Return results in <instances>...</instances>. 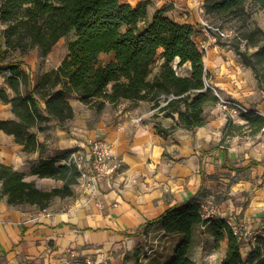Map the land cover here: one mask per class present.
<instances>
[{
    "label": "crops",
    "instance_id": "obj_1",
    "mask_svg": "<svg viewBox=\"0 0 264 264\" xmlns=\"http://www.w3.org/2000/svg\"><path fill=\"white\" fill-rule=\"evenodd\" d=\"M121 1L135 5L145 0ZM148 1L149 17L162 9L168 18L191 25L193 41L200 48L203 0ZM206 55L208 83L222 96L264 116V91L257 88L253 74L234 51L225 45L210 48ZM162 62L157 59L150 78ZM189 70V64H184L177 73L187 76ZM68 100L73 118L63 124L53 120L46 131L37 133L38 141L46 145L42 154L22 152L12 136L0 131V163L22 173L24 181L49 191L60 188L62 182L32 175L38 160L71 149L88 155L90 143L101 138L111 145L121 166L90 189L77 182L71 186L72 195L54 197L46 208L9 205L6 197H0V264H76L85 259L102 264H163L168 253L162 251L165 242L172 244L170 257L179 236H166L157 225L144 226L191 197L198 199L202 210L215 208L213 219L229 220L241 231L264 222V153L248 147L249 141L236 146V136L231 137L230 146H224V139L213 149L222 139L227 120L216 108L206 105V124L190 132L177 126L176 114L165 117L147 101L105 102L96 113L73 95ZM3 107L7 110L0 119L12 118L9 105ZM242 122L238 116L235 124ZM156 127L169 133L159 134ZM242 248L249 252L248 246L242 244ZM248 252L241 255L243 260ZM224 254L225 250L213 249L208 226L195 228L189 256L196 264H219Z\"/></svg>",
    "mask_w": 264,
    "mask_h": 264
},
{
    "label": "trees",
    "instance_id": "obj_2",
    "mask_svg": "<svg viewBox=\"0 0 264 264\" xmlns=\"http://www.w3.org/2000/svg\"><path fill=\"white\" fill-rule=\"evenodd\" d=\"M247 0H203L206 18L220 23L245 19ZM264 10V0H251ZM148 0L135 5L121 0H0V103L9 105L10 119H0V131L13 137L24 153L42 154L46 145L37 139L38 132L49 128L51 121L63 124L73 118L68 97L96 113L105 102L117 105L123 101H147L157 108L161 96L174 98L159 109L165 117L177 115V126L186 131L206 124L204 108L218 98L206 85L205 53L193 41L189 24L176 22L157 10L147 14ZM70 32L67 51L53 69L37 74L32 82L22 66L24 58L35 51L46 58L53 47ZM252 52L231 45L237 58L249 68L257 88L264 91V32L255 28L245 37ZM222 45V44H221ZM162 59L158 72L150 78L157 59ZM189 64L187 76L177 69ZM242 125L227 118L219 148L229 138L247 133L264 132V116L250 110L240 114ZM167 135L169 129L156 127ZM74 152L68 150L53 158L39 159L31 174L38 178L61 181L60 188L38 189L24 181L22 173L0 163V197L9 205L30 204L46 208L54 197L72 195L79 171L73 164L62 163ZM258 164V163H253ZM157 225L163 234L178 235L171 256L163 264H196L189 256L194 230L208 226L215 251L225 250L219 264H264V239H259L245 260L242 245L223 220L202 215L198 199L191 197L170 207L145 224Z\"/></svg>",
    "mask_w": 264,
    "mask_h": 264
},
{
    "label": "built area",
    "instance_id": "obj_3",
    "mask_svg": "<svg viewBox=\"0 0 264 264\" xmlns=\"http://www.w3.org/2000/svg\"><path fill=\"white\" fill-rule=\"evenodd\" d=\"M199 25L204 38L203 44L200 48L205 53H207L210 47H220V42L229 37V33L226 30L209 25L204 19L200 20ZM206 85L211 88L214 95L218 98L219 107L226 110L230 116H240L241 113H247L250 111L247 106L238 101L221 97L217 90L212 87L208 81ZM173 98V96L166 97L165 95H162L156 110L165 106L168 101ZM63 163L73 164L78 169L79 177L77 182L81 187L87 189H90L92 184L98 180L112 176L121 166L120 159L112 153L111 145L101 138L95 139L90 143L88 155L74 152L67 160H64ZM216 212L215 208H207L202 210V215L205 218L213 217L216 215ZM225 222L232 229L233 234L240 241L241 245L248 246L249 250L256 245L259 239H264V222L257 228L247 231H241L229 220H226ZM75 263L102 264V262L92 259H85L82 261L76 260Z\"/></svg>",
    "mask_w": 264,
    "mask_h": 264
},
{
    "label": "rangeland",
    "instance_id": "obj_4",
    "mask_svg": "<svg viewBox=\"0 0 264 264\" xmlns=\"http://www.w3.org/2000/svg\"><path fill=\"white\" fill-rule=\"evenodd\" d=\"M244 9L246 11L247 17L243 20L232 19L229 22L220 23V21H217L215 18H210V17L209 18H206V17L203 18L207 24L212 25L214 27H219L221 29H224L229 33V37L225 40H222L220 42V46L227 45V46L231 47V45L239 44L240 48L242 50L246 49V50H248V52L253 51V47L246 44L245 37L248 35V33L253 31L255 28H259L260 30H262L264 32V10L260 9L258 6H256L251 0H247L245 2ZM2 28L3 27L0 25V31ZM73 38H74L73 32H70L67 36L63 37L53 47V49L51 50V52L49 53V55L46 58H43V59L37 58L36 52L35 51L31 52L27 57L24 58L25 64L22 66V68L30 74V77L32 80H34L35 76L37 74L41 73L42 71H44L46 69L55 68L60 63L62 57L65 55V53L67 51V47H66L67 42L72 40ZM203 39L204 38L202 37V41L199 43L200 47L203 44ZM210 48H213V47H210ZM205 58H207L206 53H205ZM153 68H155V66ZM246 69L249 72H251V70L249 68L246 67ZM181 73L183 74L184 72H181ZM209 81L213 82V78L209 79ZM209 84L212 87H214V85L212 83L209 82ZM0 87H3V83H2L1 78H0ZM222 97L225 99L234 100L228 96H222ZM235 101H237V100H235ZM207 105L211 110L213 107L216 108L218 115L223 114L226 119L229 117H232L233 123H235L238 120V116H236V115L229 116V113L226 110L221 109L218 105V102L217 103L209 102V103H207ZM6 110L3 107V104L0 103V115L5 113ZM208 112L209 111H207L206 114H208ZM242 123H245V121L243 120ZM247 133L239 134L236 136L237 139L234 140V141H237L236 146L242 145L240 143L241 141H244V140L249 141L250 144L248 145V147H250V148L251 147L252 148L257 147V148H259L260 154H263L264 153V132H259L258 134L254 135V136H248ZM221 137H223L222 133H221ZM225 140L226 141L224 143V146H230L232 139L229 138L228 136H226ZM262 160H263V158H262ZM171 245H172L171 243L167 244V242H165L166 247L162 248V251H165V252L168 251V253L166 252V255L164 257L165 258L164 261H166L169 257V251L171 249ZM247 252H248V250H246L245 248H241V255L243 257H245ZM210 259L212 262L216 261L215 257L210 258Z\"/></svg>",
    "mask_w": 264,
    "mask_h": 264
}]
</instances>
